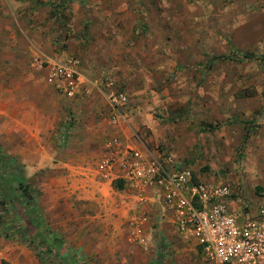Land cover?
<instances>
[{
	"label": "rangeland",
	"instance_id": "1",
	"mask_svg": "<svg viewBox=\"0 0 264 264\" xmlns=\"http://www.w3.org/2000/svg\"><path fill=\"white\" fill-rule=\"evenodd\" d=\"M112 16H125L120 35L136 55L95 50L116 35ZM70 57L93 83L72 100L49 81L51 64ZM107 81L127 93L139 145L231 185L250 144L264 142V0H0V264L207 263L197 250L185 258L176 234L164 244L157 222L144 250L127 203L94 179L111 135ZM243 183L249 203L264 197Z\"/></svg>",
	"mask_w": 264,
	"mask_h": 264
},
{
	"label": "built area",
	"instance_id": "2",
	"mask_svg": "<svg viewBox=\"0 0 264 264\" xmlns=\"http://www.w3.org/2000/svg\"><path fill=\"white\" fill-rule=\"evenodd\" d=\"M49 81L67 99L77 98L84 84L93 85L82 76L79 60L74 57L52 63ZM99 91L110 124H124L129 106L127 93L112 81L101 84ZM192 173L187 166L173 162L170 154L152 155L116 135L103 142L94 179L98 183H121L123 188L114 194L124 204L139 209L137 214L152 197L155 214H160L161 220H170L179 240L199 247L209 262L264 263V197L237 209L233 205L239 201L240 191L225 183L195 180ZM131 222L140 240L144 228L141 220Z\"/></svg>",
	"mask_w": 264,
	"mask_h": 264
},
{
	"label": "crops",
	"instance_id": "3",
	"mask_svg": "<svg viewBox=\"0 0 264 264\" xmlns=\"http://www.w3.org/2000/svg\"><path fill=\"white\" fill-rule=\"evenodd\" d=\"M3 10H5L3 8ZM8 16H11V15H8ZM112 17H118V18H124L125 16H112ZM123 22V19L122 21H116L114 22L113 24H111L112 26V32H117L115 33L116 35H111L110 34V40H107V33H104L103 37H106V40L108 41V44H105L103 43L102 44V48H96L95 47V50H102L103 52H107L109 54H113L112 57L116 58L117 57V54H129L130 53V56L131 54L132 55H136V53L139 51V47L138 46H132L131 48H127L125 47L126 46V40L129 36H125L126 38L124 39L120 33H121V29H119V26L121 25V23ZM125 25V24H124ZM129 25V26H128ZM126 24V29L128 31H132V28H133V23L131 24ZM117 28V29H116ZM118 30V31H117ZM118 35V36H117ZM102 37V38H103ZM103 40V39H102ZM106 68H108V65H105ZM112 66H115L114 68H120V63H117V65H114L112 64ZM109 67H111V65H109ZM123 68V67H122ZM121 68V69H122ZM85 90L86 92H89V94L91 93L90 90L88 89L87 86H85ZM104 99V98H103ZM72 100V99H70ZM131 121L132 120H129L128 122L124 123V124H121L117 127H114L110 124L109 120H108V126L106 125H101V127L103 128H107L110 132V136H108L107 138L111 137V136H116V135H119L121 137H125V138H130V142L143 149V150H146L148 151L150 154L152 155H155L156 152L154 150H148V148L141 142V145L138 144V142L133 138V135L136 134V131L134 130V125H131ZM264 128V127H263ZM132 132H133V135H132ZM255 137H253L252 139H254ZM256 143L260 144V147H257V146H254V144H250V147L247 148V151H246V155L249 154V152H253L254 154V157L251 158H244V161H246L245 159H247V162H246V166L243 170V172L241 173V175L239 174L238 176H236V179L235 181L232 182V184L230 185L231 188L235 191H240L241 192V197L239 199L238 202H235L234 203V207L239 209L241 207L242 204H244L245 202H250L252 201L251 199L254 198V192L252 191H249L247 190V193H246V185L243 183V178L248 181L250 183V188H254L256 187L257 190H260V189H263L264 191V142H258L256 141ZM150 149V148H149ZM245 155V156H246ZM172 160L173 162H176L175 161V158L174 156H172ZM194 171H196L195 169H193ZM193 174V177L195 180H198V181H206V175H198L196 174L195 172L192 173ZM214 180L213 179H209V182H213ZM219 183H222V182H219ZM225 183V182H223ZM96 184V182L94 183ZM116 184L118 183H113L111 184V182H102V183H99L98 185L99 186H102V191L105 189L110 191L111 190V186H113V188L117 191V190H121V189H118ZM227 184V183H225ZM237 184V185H236ZM229 185V184H228ZM234 185V186H232ZM241 187L238 189V187ZM104 187V188H103ZM104 190V191H105ZM107 191V192H109ZM246 193V194H244ZM113 194V193H112ZM103 196H104V192H103ZM102 198V196H101ZM104 200H106V198H104ZM151 201L141 210L142 212H140L139 214H137V212L139 211V209H135L134 207H126L125 211H124V215H125V219L127 221H130V225L131 227H133L132 225V221H136L138 219L141 220V222H139L141 224V226H143L144 228H142L140 230V233H141V238L140 240H138V243L140 246L144 247V250H148L151 252L153 251L154 249V245H153V242L151 241V236L149 233H146L145 231H147L148 227L151 226L154 222H157V223H160L159 225V234L162 235L163 237V240L162 242L165 244L167 243L166 245H171L172 248H173V245L172 244H175V239H174V235H175V231H174V228L173 226L170 224V220H161L159 217H160V214L157 213V215L155 214V212L153 211V198L151 197L150 199ZM241 200V202H240ZM255 200V199H254ZM243 201V202H242ZM122 202V201H121ZM158 208V207H157ZM131 209V210H130ZM160 211V210H159ZM145 213L146 215L142 214V213ZM169 215V214H168ZM143 217H148V220L145 222V218L143 219L142 221V218ZM161 220V221H160ZM135 231V230H134ZM134 235L138 237L137 235V231L134 232ZM165 238V239H164ZM164 244H162V247L165 246ZM182 245V244H181ZM186 247L183 249V256L185 255V258H187V255L188 254H185L184 252H194V250H197L201 253V257L202 259L207 262L206 264H214L213 262H209L208 260H206L205 256L203 255V252L201 251V249L199 247H194L192 245H189V244H186L185 245ZM182 247V246H180ZM176 249V252H179L176 248V246L174 247ZM160 251H161V248H159ZM156 247H155V252L153 254H146V255H151V256H154L155 258H157L156 256H158L159 252H160ZM161 253V252H160ZM160 255V254H159ZM169 257H171V259H178L177 262H183L185 260L184 257L182 258H177V256L174 254L172 255L171 254H168ZM185 264H188V263H185ZM257 264H264L263 262H260V263H257Z\"/></svg>",
	"mask_w": 264,
	"mask_h": 264
},
{
	"label": "trees",
	"instance_id": "4",
	"mask_svg": "<svg viewBox=\"0 0 264 264\" xmlns=\"http://www.w3.org/2000/svg\"><path fill=\"white\" fill-rule=\"evenodd\" d=\"M66 1H67V0H66ZM251 56H252L251 54L244 53V54H240V55H239V59H241V60H249ZM227 58H228V56H220V57H217V58H214V59H222V60H225V59H227ZM3 164L5 165V164H6V161H3ZM11 164L13 165V164H14V161L11 160L10 165H11ZM116 186H117L118 189H121V188H122V184H121V183L116 184ZM27 189H28V187H27L26 185L22 184V183L18 185V190H19L20 193H22V195L25 196L26 198H27V196L30 197V195H29ZM0 194H1V188H0ZM27 199L30 201V198H27ZM5 204H6V203H5ZM6 208H7V206H6ZM0 228H1V225H0ZM39 260H40V262H41V261H42V258H39Z\"/></svg>",
	"mask_w": 264,
	"mask_h": 264
}]
</instances>
